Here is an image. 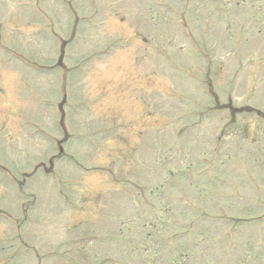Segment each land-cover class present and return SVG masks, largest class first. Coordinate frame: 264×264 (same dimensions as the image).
Returning <instances> with one entry per match:
<instances>
[{"label":"rangeland","instance_id":"rangeland-1","mask_svg":"<svg viewBox=\"0 0 264 264\" xmlns=\"http://www.w3.org/2000/svg\"><path fill=\"white\" fill-rule=\"evenodd\" d=\"M184 2L0 0V264H264V0Z\"/></svg>","mask_w":264,"mask_h":264}]
</instances>
